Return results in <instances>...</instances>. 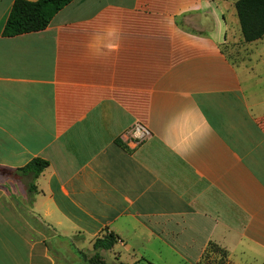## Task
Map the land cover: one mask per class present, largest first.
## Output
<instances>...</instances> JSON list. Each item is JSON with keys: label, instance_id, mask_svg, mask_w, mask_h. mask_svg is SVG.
<instances>
[{"label": "crops", "instance_id": "crops-1", "mask_svg": "<svg viewBox=\"0 0 264 264\" xmlns=\"http://www.w3.org/2000/svg\"><path fill=\"white\" fill-rule=\"evenodd\" d=\"M235 1L72 0L6 37L0 0V167L48 161L35 192L0 174V264H58L54 238L93 255L108 232L107 264H201L210 244L263 263L264 35L243 41Z\"/></svg>", "mask_w": 264, "mask_h": 264}, {"label": "trees", "instance_id": "trees-1", "mask_svg": "<svg viewBox=\"0 0 264 264\" xmlns=\"http://www.w3.org/2000/svg\"><path fill=\"white\" fill-rule=\"evenodd\" d=\"M72 0H13L9 15L4 24L2 35L9 37L23 33L40 31L46 28L53 16ZM236 15L244 42H252L264 35V0H236ZM48 166V161L33 158L15 170L0 167V174L17 177L31 176L28 191L35 192L34 179ZM118 237L112 232L104 233L93 242L94 254L84 257L88 264H107L100 256V250L110 249ZM264 264V261L263 263Z\"/></svg>", "mask_w": 264, "mask_h": 264}, {"label": "rangeland", "instance_id": "rangeland-1", "mask_svg": "<svg viewBox=\"0 0 264 264\" xmlns=\"http://www.w3.org/2000/svg\"><path fill=\"white\" fill-rule=\"evenodd\" d=\"M224 51L234 61H239V59L242 58V51L240 47L228 48L227 46H225ZM23 182H24L23 185L26 187L25 181ZM14 199H15V202L17 203V206L20 209L19 211L25 217L32 219V216L29 212V207H28L29 199H30L29 195H27V197L24 199H19L18 197H15ZM32 224L38 230L42 231L46 236H49L52 234V232L46 226L40 224L38 220H34ZM54 236H55V233H54ZM79 238H80L79 236H76V239H79ZM73 244L74 243L72 242V240H69V242L66 243L65 241H61L60 238L58 239L54 238V243H51V242L48 243V249H49V252L54 256L58 264H72V263L77 264L75 263L76 260L71 261V259H73L72 257H69V256L67 257L66 255L65 256L62 255L63 253L61 251H63L64 253L67 251L69 253L70 250L73 252V254L77 255L76 259L80 260V264L82 263L84 264L83 255L91 256L92 253H85L82 250H75L74 248H72ZM141 264H146V263L142 261ZM201 264H231V263L228 260L226 252L222 248L218 247L215 244H210L209 246L206 247L204 251Z\"/></svg>", "mask_w": 264, "mask_h": 264}, {"label": "built area", "instance_id": "built-area-1", "mask_svg": "<svg viewBox=\"0 0 264 264\" xmlns=\"http://www.w3.org/2000/svg\"><path fill=\"white\" fill-rule=\"evenodd\" d=\"M147 133L148 130L142 124H135L132 129V134L138 138H143Z\"/></svg>", "mask_w": 264, "mask_h": 264}]
</instances>
